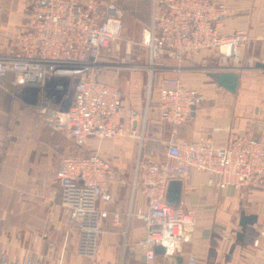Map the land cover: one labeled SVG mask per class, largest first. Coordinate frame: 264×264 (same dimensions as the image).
Here are the masks:
<instances>
[{
	"label": "crops",
	"instance_id": "obj_1",
	"mask_svg": "<svg viewBox=\"0 0 264 264\" xmlns=\"http://www.w3.org/2000/svg\"><path fill=\"white\" fill-rule=\"evenodd\" d=\"M218 1L226 6V13L218 23L222 34L239 29L248 34L238 61L207 50L181 61L165 53L152 72L143 67L115 65L101 72L105 81L120 86L126 116L136 109L141 120L146 118L144 135L149 147L156 140L161 142L159 153L149 159L143 158L142 147L135 137L126 133L128 129L112 137L88 139L85 147L108 156L122 176L109 186L112 200L99 201L108 215L102 220L103 232L93 258L76 252V229L60 204L56 169L63 153L74 147L72 139L62 123L37 113L33 98L23 91L13 93L14 72L0 74V264L23 259L32 264H191V253L197 256L195 264H264V186L219 188L209 184L212 174L199 169H192L182 179L180 204L193 208L196 218L192 237L184 243L182 251L173 255L155 252L153 257H148L138 248L146 232L144 220L136 214L138 208L145 207L146 197L141 189L133 188L138 161H163L171 137L178 141L210 138L216 144H223L232 132L257 134L264 116V85L262 91L257 85L264 84V67L257 63L264 61L261 40L264 0ZM119 5L124 9L125 36L134 41V46H141L144 28L153 20L152 6L161 12L165 3L119 0ZM27 15V0H0V54L9 52L10 38L23 28ZM108 57L114 62H129L115 53H109ZM219 69L240 73L236 92L218 85L209 74ZM247 72L253 73L251 77ZM173 75L182 77L206 96L190 118L175 130L172 123L160 116L157 87L162 77ZM243 212L254 213L257 219L247 224L239 239L237 232L241 229ZM47 234L57 237L66 234L67 245H51ZM224 234L229 237L225 238Z\"/></svg>",
	"mask_w": 264,
	"mask_h": 264
},
{
	"label": "built area",
	"instance_id": "obj_2",
	"mask_svg": "<svg viewBox=\"0 0 264 264\" xmlns=\"http://www.w3.org/2000/svg\"><path fill=\"white\" fill-rule=\"evenodd\" d=\"M163 2L165 10L155 9L152 23L144 28L143 43L150 54V64L145 67L151 72L158 67L154 61L165 53L179 61L205 50L233 61L240 59L248 34L243 29L222 34L218 23L226 13L223 2ZM27 12L23 28L10 38L9 52L0 54V74L14 72L13 93L23 91L33 98L37 113L62 123L72 139L74 147L63 153L56 169L60 204L75 226L76 252L93 258L103 232L102 220L108 215L99 201L112 200L109 186L122 176L108 156L87 149V141L90 136L103 139L125 129L140 147L145 139L146 118L141 120L136 109L126 116L120 86L101 77L109 66H138L101 58L112 41L124 39V10L113 0H27ZM261 40L264 46V34ZM71 86L72 104L62 111L60 103ZM157 87L160 116L174 130L206 99L203 91L177 75L162 77ZM192 169L208 171L212 174L209 184L219 188L264 186V116L257 134L232 132L223 144L210 138L178 141L171 137L163 161H138L133 188L141 189L146 197L145 207L136 211L146 228L138 248L148 257L154 256L158 244L166 246L168 254L180 253L191 239L194 210L170 203L167 190L172 179L186 178ZM114 218H118L117 212ZM47 235L51 245H67L66 234ZM196 257L191 253V264ZM13 264L32 263L23 259Z\"/></svg>",
	"mask_w": 264,
	"mask_h": 264
},
{
	"label": "water",
	"instance_id": "obj_3",
	"mask_svg": "<svg viewBox=\"0 0 264 264\" xmlns=\"http://www.w3.org/2000/svg\"><path fill=\"white\" fill-rule=\"evenodd\" d=\"M258 65L264 67V61H258ZM209 74L215 78L218 85L232 91L236 92L239 85V78L240 73L237 70H229V69H219V70H211L209 71ZM73 92L74 88L71 86L69 88V92L67 96L62 100L60 103V109L62 111H67L73 100ZM182 184L183 181L180 178L172 179L168 184V190H167V200L172 204H180L181 201V194H182ZM257 219L256 214H245L242 213L240 224L241 229L237 232V237L241 239L244 234V230L246 229V226L248 223H254ZM167 250L166 246L162 244H158L155 246V252L158 253H165Z\"/></svg>",
	"mask_w": 264,
	"mask_h": 264
},
{
	"label": "rangeland",
	"instance_id": "obj_4",
	"mask_svg": "<svg viewBox=\"0 0 264 264\" xmlns=\"http://www.w3.org/2000/svg\"><path fill=\"white\" fill-rule=\"evenodd\" d=\"M113 1H115L117 4H119V0H113ZM152 10H153V14H154V7L153 6H152ZM123 38L124 39H116V40H114V42L112 41L113 43L111 42V44H110L111 45L110 50L108 49V47H109L108 46L107 48H105L102 51V57H105L104 60H108L107 58H110V57H108L109 53H115V55L118 54V57L120 55V58L124 57L126 59L125 61L135 63L138 65L137 67H141V68L143 67L149 71L148 67H145V66H148L150 64V54H149V50H148L147 46L144 43L141 44V46H134V41H132L127 36H125L124 31H123ZM142 42H143V38H142ZM114 43H116V44L120 43V44H122V46H113ZM115 58H117V57H115ZM154 62H155V64L160 63V58L158 57L156 59V61H154ZM251 74H253V73L252 72L246 73V75L248 77H251ZM257 85L261 86L260 91H262V87L264 84H262L261 82H258ZM245 86L249 88L250 84L246 82ZM258 101H260V99ZM250 104H252V103L250 102ZM147 140H148V138L146 136L144 139L143 145H142L143 150L141 149V155H144L143 158L146 157L149 159L150 158L153 159V158H155L154 155L159 153L158 148H159V142H161V140H156L154 145L151 148L149 147V143ZM138 144H140V143L138 142ZM160 144H162V143H160ZM153 148L155 150L152 151L151 149H153Z\"/></svg>",
	"mask_w": 264,
	"mask_h": 264
}]
</instances>
